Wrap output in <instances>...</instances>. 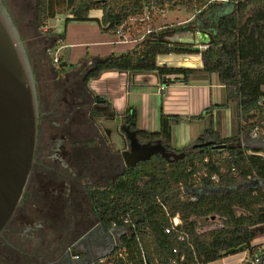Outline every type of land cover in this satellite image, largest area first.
Wrapping results in <instances>:
<instances>
[{"label": "trees", "instance_id": "16d2710c", "mask_svg": "<svg viewBox=\"0 0 264 264\" xmlns=\"http://www.w3.org/2000/svg\"><path fill=\"white\" fill-rule=\"evenodd\" d=\"M180 4L195 9L194 20L166 24L165 29L207 31L212 40L205 48L161 40L160 31L152 27L158 15ZM91 9L102 12L101 32L117 34L121 40L143 37L126 53L83 60L91 62L85 68V83L105 70H154L161 78L174 76L167 77L166 83L184 84L215 73L225 103L211 104L203 113L229 102L237 113L234 134L222 136L210 123L192 142L214 139L227 145L223 149L204 145L188 150L186 146L184 158L175 162L153 155L133 166L123 165L105 185L87 187L100 225L125 230L106 264H170L171 260L206 264L241 244L252 255L264 245V150L238 146L237 141L261 127L264 118V0H34L35 26L50 41L46 55L57 74L65 71L62 62L69 64L59 57L55 58L59 67L54 66L50 48L63 45L65 31L55 32L49 21L66 13L65 29L71 21L94 20ZM147 25L150 32L142 33ZM170 53H199L202 67L157 64L158 55ZM76 64L82 70L81 63ZM124 113L127 122L137 121L135 107H127ZM203 113L189 118L200 119ZM182 119L160 109L158 129H139V139L169 143L172 126ZM175 217L178 221L173 224ZM259 237L263 242L253 243Z\"/></svg>", "mask_w": 264, "mask_h": 264}, {"label": "flooded vegetation", "instance_id": "af4514ba", "mask_svg": "<svg viewBox=\"0 0 264 264\" xmlns=\"http://www.w3.org/2000/svg\"><path fill=\"white\" fill-rule=\"evenodd\" d=\"M25 48L27 55L30 51L38 61L40 43ZM32 70L38 83L35 69ZM85 72L87 69L77 85L76 76L68 71L55 75L50 88L36 86L39 122L35 161L24 194L0 232V264H103L116 250L117 230L105 228L97 221L87 187L94 186L93 180L105 178L108 170L116 167L117 152L108 146L113 136L122 146L128 143L116 127L131 122L126 121L124 111L93 98L95 94L91 95L90 118H85L81 109L89 92L86 83L91 81L85 83ZM95 112L114 126L105 128L103 121L98 125ZM121 113L124 115L118 123L115 117ZM88 127L92 134L86 138ZM85 144L102 147L103 158L80 160L77 150ZM116 151L121 153V148ZM79 179L83 180L79 187L72 185Z\"/></svg>", "mask_w": 264, "mask_h": 264}, {"label": "water", "instance_id": "95a60500", "mask_svg": "<svg viewBox=\"0 0 264 264\" xmlns=\"http://www.w3.org/2000/svg\"><path fill=\"white\" fill-rule=\"evenodd\" d=\"M62 65L65 66L66 62H62ZM158 103L161 104L160 95ZM123 115H117L116 122L119 123ZM38 122L37 88L31 63L12 17L0 0V232L19 204L28 183L35 161ZM123 125L116 128L119 136L124 135L128 140L121 148L125 166H133L153 155L175 162L184 158L187 152L169 148L167 142L160 138L141 141L139 129L132 128L135 122ZM237 144L264 150V135L254 139L240 138ZM204 145H211L215 149L227 146L209 139L190 144L188 150ZM124 231H117L119 238ZM245 249L246 245L241 244L224 253L229 255Z\"/></svg>", "mask_w": 264, "mask_h": 264}, {"label": "crops", "instance_id": "0c3cea01", "mask_svg": "<svg viewBox=\"0 0 264 264\" xmlns=\"http://www.w3.org/2000/svg\"><path fill=\"white\" fill-rule=\"evenodd\" d=\"M175 10V9H174ZM167 10L161 15L157 16L156 21L154 22V30H158L155 26L159 23H164L165 26L160 27L159 37L161 40L178 43V44H189L199 50L205 48L212 40V37L209 32L192 29V30H169L165 29L166 22H160L161 17H165L169 11ZM100 9H91L89 11V16L94 18V20L86 22H95L99 25L98 20L101 18ZM72 22V21H71ZM172 24V23H170ZM55 29V28H54ZM66 28L64 29V31ZM55 32L60 33L57 29ZM105 33V32H102ZM106 34V33H105ZM65 31V39H66ZM131 36H127L124 40H121L126 43H133L134 45L140 41L139 38L131 39ZM116 44V43H115ZM134 47V46H133ZM133 47H130L128 50H131ZM127 50V51H128ZM126 51V52H127ZM124 52V53H126ZM122 54V53H121ZM157 64L165 66H181V67H190V68H201L202 61L199 53H170L162 54L157 56ZM110 72V75L103 76L105 72ZM168 78H173V75L167 76ZM166 76L159 77L156 71H113L105 70L100 76L91 79L93 85L96 86L94 94L102 97L101 102L107 101L113 105V108L120 112L125 111L128 107H135L138 112L137 121L135 122V128L143 129L146 131H155L158 127L154 126L155 122L158 121L159 126V113L160 109L163 112L169 114H179L183 119L172 126L170 142L167 145H170L171 149L182 150L184 147L189 146L193 140L206 128L210 123L215 129L217 126H225L229 121L232 120V105L233 103H227L226 107L212 108L208 113H203V110L210 106L211 104L216 103H225V92L221 84L218 83L216 74L211 73L205 75L202 78H195L190 80L187 84L182 82H171L166 83ZM132 84L136 86L140 85H153L155 90L147 91V94L150 97H155L157 94L161 96V104L158 108H150V121L151 125H148L147 119L141 112V105L133 98L132 91L134 88ZM161 86L163 87L161 89ZM98 88V89H97ZM235 106V105H234ZM231 109V110H230ZM235 110V108H234ZM203 113V117L200 119H190V116L198 115ZM228 120V122H227ZM153 124V125H152ZM218 130V129H217ZM179 133V136H176V133ZM220 134L222 131H219ZM252 131L241 136V139L249 137L247 139H254L263 136L262 132H258V135L251 137ZM222 136H229L231 133L221 134ZM256 148V147H254ZM263 239L259 241H254L253 243H261ZM246 255V251H242L239 257V263ZM227 256H222L215 261H211L206 264H226Z\"/></svg>", "mask_w": 264, "mask_h": 264}, {"label": "rangeland", "instance_id": "374dc122", "mask_svg": "<svg viewBox=\"0 0 264 264\" xmlns=\"http://www.w3.org/2000/svg\"><path fill=\"white\" fill-rule=\"evenodd\" d=\"M7 4L6 7H8V11L10 13V16L12 17L13 23L15 24L20 37L23 41V44L30 49V46L33 44L40 43L41 50L40 55L38 58V61L30 53L28 52V57L31 63V67L35 69L36 72V78L37 82L36 86L37 88H40L43 86L44 88H50V84L53 82V78L55 75H59L54 70L53 65L50 62L49 57L46 55V49L48 46H50V41L46 40L45 37L40 34L35 26V20H34V0H4ZM196 14L195 9L192 7H188L186 5H177L175 7L174 11H169L165 17L160 18V22H166V23H172V24H186L187 22H191L194 20V16ZM66 13L57 14L56 17L49 21V26L57 29L60 33L64 30V24L63 20L66 17ZM155 26L160 30V27L165 26L164 23H159V25ZM154 27V26H152ZM66 39L63 42L62 46L56 47V48H50V52L53 53L54 56V66L59 67L58 62H55V58L59 57H65V59L68 61V64L66 63L64 72L61 74L63 75L66 72H71V74H74L76 76L75 83L76 85L82 78L84 74V69L87 67L88 64L91 62L83 60L85 59H94L97 57H104L109 55L110 53H114L116 55L126 52L130 47H133V43H126L121 41L120 37L117 34H111V33H102L100 31L99 25L95 22H86V21H72L69 22L66 25ZM151 29V26H144L142 29V33H144L146 30ZM127 38V37H125ZM141 39V37H139ZM116 43V44H115ZM189 45V44H187ZM203 49V48H202ZM87 55V56H86ZM65 62V61H64ZM81 63L80 66L76 67L77 64ZM84 64H83V63ZM115 71V70H113ZM112 71H107L103 73V76L110 75ZM100 76V75H99ZM79 80V81H78ZM77 81V82H76ZM132 87L134 90L132 91L133 98L131 96V99H134V101H138L141 105V112L145 116V119L148 121V125H151L150 121V108L151 106L153 108L160 107V104L158 103V96L157 94L155 97H150L147 94V91L155 90L153 85H140L139 87L135 84H132ZM86 90H89V92L86 94L85 99L87 100L85 105L82 107V111L84 112L85 118H90L89 111L92 109V97L91 95H94V90L96 88L95 85L91 83V81H88L86 83ZM98 89V88H97ZM94 98V97H93ZM234 104V103H233ZM233 111H232V120L227 123L225 126H217V129L222 131L221 134L225 133H231L234 134L237 129V113L236 110H234L235 106L232 105ZM231 110V109H230ZM97 124L99 125V122H101V125L103 127H113V122L104 121L102 116L98 118ZM228 122V120H227ZM261 122V123H260ZM261 127L258 126L257 128V135L258 132H262L264 134V118L262 121H260ZM153 125V124H152ZM151 127H158V121L155 122L154 126ZM102 129V128H100ZM85 137L91 136L92 132L90 130V127L86 129V132L84 133ZM104 133L101 130V136H103ZM176 136H179V133H176ZM252 137V132L250 134ZM247 137L249 135L247 134ZM246 137V138H247ZM118 148H122L121 143L119 142V139H117L115 136L112 137V142L110 143V146H108L109 150H114V152H117V165L114 168L109 169L108 173H106V177L103 178V176L97 180H93L92 182L95 185H105L108 183L113 175L115 173H119L123 164V160L121 157V153L118 150ZM80 151L77 150V154L80 157V160L83 162H86L85 160H88L91 158L92 160L97 159V157L103 158V148L101 149L97 147H89L88 145H84L83 147H80ZM98 160V159H97ZM63 172V171H62ZM86 183V187L88 186V179L84 180ZM81 182H83L82 179H79V183L77 181H72V185L75 187H79L81 185ZM119 232V231H118ZM261 240V238H257L256 241ZM246 251V250H244ZM241 252L233 253L226 255L227 258L225 260L226 264H240L239 263V257ZM246 254L248 252L246 251ZM225 256V257H226Z\"/></svg>", "mask_w": 264, "mask_h": 264}, {"label": "built area", "instance_id": "2783aa9c", "mask_svg": "<svg viewBox=\"0 0 264 264\" xmlns=\"http://www.w3.org/2000/svg\"><path fill=\"white\" fill-rule=\"evenodd\" d=\"M131 21H134L135 20V18H131L130 19ZM148 26V25H147ZM148 32H150V28L148 29V30H146L144 33H148ZM142 37H143V35L141 36V39H142ZM55 62H56V59H55ZM163 87L161 86V89H162ZM255 131H257V129H254L253 130V132H252V137H255V136H257V132H255ZM178 221V219L175 217L174 219H173V224H175L176 222ZM117 231H120V230H122V229H120V228H115ZM167 232L169 231L168 229L166 230ZM124 233H125V231H124ZM123 233V234H124ZM119 241H120V238H119ZM119 241H118V245L116 246V249L119 247ZM116 251V250H115ZM115 253L116 252H114L113 254H111L110 256H112V255H115ZM121 252H118V255L119 256H121ZM109 256V257H110ZM107 263V259L105 260V262L103 263V264H106ZM161 264H164V263H161ZM170 264H178L177 262H176V260H171L170 261ZM240 264H264V245H262V246H260L259 248H258V250L256 251V252H254L252 255H250V254H246L244 257H243V259L241 260V262H240Z\"/></svg>", "mask_w": 264, "mask_h": 264}]
</instances>
